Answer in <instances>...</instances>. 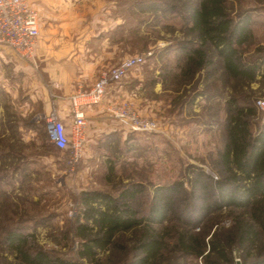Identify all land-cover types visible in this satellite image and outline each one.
Here are the masks:
<instances>
[{
	"label": "rangeland",
	"instance_id": "1",
	"mask_svg": "<svg viewBox=\"0 0 264 264\" xmlns=\"http://www.w3.org/2000/svg\"><path fill=\"white\" fill-rule=\"evenodd\" d=\"M240 1L230 4L232 14L253 10V28L264 26V13L254 10L264 7V0ZM185 2L127 0L124 6L116 5L115 15L122 26L120 32L113 31L111 40L124 44L127 57L149 56L117 85L112 103L128 104L157 130L130 133L115 122L108 124L113 119L103 109L94 116L95 123L87 118L83 155L75 164L68 153L49 143L44 124L48 115L59 117L66 110L70 95L65 92L70 89L66 82L71 79L49 75L55 63L46 60V54L40 58L36 53L32 61L25 62L0 48V264H21L3 243L9 230L32 234L30 245L52 257L91 264L78 259L79 242L73 232L83 192L116 196L130 184L153 187L182 179L187 187L191 167L218 179L212 162L223 141L227 101L236 97V103L244 105L247 97L255 108L252 121L264 122L256 108V102L264 99V71L254 82L245 83L223 81L215 67L216 72L209 76L210 68L190 70L188 52L196 46L181 9ZM169 5L176 9L170 10ZM256 33L257 40L264 42V31ZM247 48L253 50L252 45ZM109 166H113L112 174ZM149 202L150 194H144L134 200V208L144 215ZM230 224L222 210L208 216L197 233L211 234L216 227L226 229ZM129 236L120 238L126 252H106L100 255L101 264H109V260L110 264H125Z\"/></svg>",
	"mask_w": 264,
	"mask_h": 264
},
{
	"label": "trees",
	"instance_id": "2",
	"mask_svg": "<svg viewBox=\"0 0 264 264\" xmlns=\"http://www.w3.org/2000/svg\"><path fill=\"white\" fill-rule=\"evenodd\" d=\"M185 1L181 9L196 46L188 52L190 70L210 68L209 76L215 67L223 81L254 82L264 71V42L256 36L264 26L253 28V10L233 15L230 4L240 0ZM114 3L121 7L127 0ZM254 10L264 13V7ZM249 45L253 50H245ZM236 101H227L223 141L212 162L218 179L191 167L187 187L182 179L153 187L130 184L116 196L102 191L80 195L73 227L79 260L101 264L100 255L106 252L125 253L120 238L129 234L125 264H264V122L252 121L255 108L247 97L244 105ZM144 194H150V202L140 215L134 200ZM222 210L230 227L197 233L208 216ZM32 237L9 230L3 243L21 264H78L30 245Z\"/></svg>",
	"mask_w": 264,
	"mask_h": 264
},
{
	"label": "crops",
	"instance_id": "3",
	"mask_svg": "<svg viewBox=\"0 0 264 264\" xmlns=\"http://www.w3.org/2000/svg\"><path fill=\"white\" fill-rule=\"evenodd\" d=\"M30 5L43 15L38 18L39 39L34 53L40 58L46 54V60L54 61L55 67L50 68L54 71L49 75L71 79L66 82L70 89L64 90L70 95L80 86L90 87L102 71L127 57L124 44L111 40L113 31L120 32L122 26L113 0H36ZM115 92H110L99 106L87 110L91 124L95 123L94 116L117 98ZM66 106L59 118L69 124V103ZM106 122L118 124L109 119Z\"/></svg>",
	"mask_w": 264,
	"mask_h": 264
},
{
	"label": "built area",
	"instance_id": "4",
	"mask_svg": "<svg viewBox=\"0 0 264 264\" xmlns=\"http://www.w3.org/2000/svg\"><path fill=\"white\" fill-rule=\"evenodd\" d=\"M38 37V15L28 0H0V48L10 51L21 61L30 62L34 59ZM148 56H128L102 71L90 87H78L68 97L69 124L62 123L56 113L45 118L49 143L57 151L68 153L72 164L77 163L83 155L87 110L103 103L110 91L133 69L143 65ZM256 108L264 117V99L256 102ZM105 115L130 133H153L157 130L152 121L141 118L126 103L109 102Z\"/></svg>",
	"mask_w": 264,
	"mask_h": 264
}]
</instances>
